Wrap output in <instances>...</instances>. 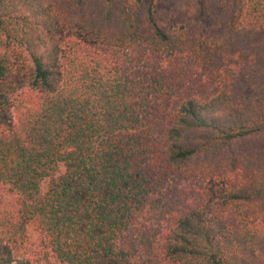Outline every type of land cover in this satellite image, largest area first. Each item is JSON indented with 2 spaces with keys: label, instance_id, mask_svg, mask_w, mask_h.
<instances>
[{
  "label": "trees",
  "instance_id": "1",
  "mask_svg": "<svg viewBox=\"0 0 264 264\" xmlns=\"http://www.w3.org/2000/svg\"><path fill=\"white\" fill-rule=\"evenodd\" d=\"M0 186V264L30 223L59 264H132L164 189L168 264H264V0H0Z\"/></svg>",
  "mask_w": 264,
  "mask_h": 264
},
{
  "label": "rangeland",
  "instance_id": "2",
  "mask_svg": "<svg viewBox=\"0 0 264 264\" xmlns=\"http://www.w3.org/2000/svg\"><path fill=\"white\" fill-rule=\"evenodd\" d=\"M179 173H173L166 185L167 189L190 188L199 190L204 187V182L199 177H185ZM187 178V179H186ZM48 180L41 183V190L45 191ZM151 195L152 200L146 205L145 210L134 226L125 232L120 244L130 251L132 264H168L161 252V241L165 235V223L159 213V198H164L162 192ZM170 193V192H169ZM16 195L0 186V211L14 212L16 209ZM30 264H59L52 253L45 250L40 242V235L33 223L27 226L26 245L22 252Z\"/></svg>",
  "mask_w": 264,
  "mask_h": 264
}]
</instances>
